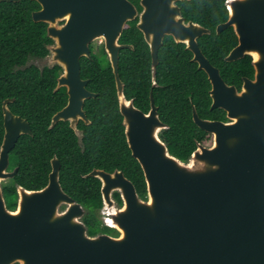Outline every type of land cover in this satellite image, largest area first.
<instances>
[{"label":"water","instance_id":"1","mask_svg":"<svg viewBox=\"0 0 264 264\" xmlns=\"http://www.w3.org/2000/svg\"><path fill=\"white\" fill-rule=\"evenodd\" d=\"M35 1L40 9L33 11V20L47 23V35L55 40L47 57L63 68L57 89L66 87L68 94L50 127L70 121L77 131L80 119L90 123L84 104L97 93L88 90V80L81 77V59L90 58L91 44L102 39L128 144L143 168L148 198L139 195L123 171L92 170L86 176L102 181V218L120 235H89L79 220L84 209L63 190L61 162L54 157L48 186L32 193L20 188V210L10 211L1 182L17 173L6 171L10 153L22 135H32V129L26 118L9 108L14 98H7L0 149V264H264V0H227L228 18L217 27L220 32L232 26L238 37L227 61L252 55L254 78L245 76L240 90L228 84L203 54L196 38L209 30L192 22L186 25L178 0H140L138 27L150 45L153 69L166 33L187 41L195 53L193 60L208 74L211 109H224L230 119L201 118L193 105L195 123L213 133V142L199 143L187 160L171 154L159 137L166 125L159 118L153 91L147 113L125 97L120 51L133 46L119 43V38L126 23L137 16L135 4ZM114 191L121 193V207L115 205ZM64 203L69 208L59 213Z\"/></svg>","mask_w":264,"mask_h":264},{"label":"trees","instance_id":"2","mask_svg":"<svg viewBox=\"0 0 264 264\" xmlns=\"http://www.w3.org/2000/svg\"><path fill=\"white\" fill-rule=\"evenodd\" d=\"M130 1L139 5L140 0ZM179 4L186 19L212 30L211 34L201 37L203 50L210 62L219 67L224 80L241 89L243 77L254 76L253 58L246 54L234 61L225 60L238 42L232 27L219 34L215 32V24L228 18L226 0H185ZM38 9L40 5L35 0L0 2V147L5 133L3 102L14 98L9 108L26 118L32 129V135H22L13 149L20 166L16 181L28 189L45 186L51 170L50 159L57 155L62 164L61 184L89 211L94 236L108 227L102 224L99 216L104 205L102 182L98 177H86V174L94 169L122 170L143 199L148 198V186L143 168L128 144L115 75L103 46L104 58L91 46V57L81 59V76L89 79L87 88L97 93L84 104L90 123L81 120L77 131L68 121L50 127L53 115L67 104L68 94L65 87L57 89L58 78L63 73L61 65L39 67L31 62L45 59L50 55L49 46L55 44L47 35L48 24L35 22L32 18L33 11ZM136 22L137 19L129 21L119 39L133 45L120 52L119 74L125 84V97L133 99L135 106L147 113L151 107L153 83L151 55ZM186 54L188 50L184 44L176 43L171 37L165 39L159 50L160 63L156 73L159 85L153 88L160 117L169 125L159 137L170 153L181 160H187L199 143L210 145L213 139L211 133L193 120V105L201 117L225 115L222 108L210 110V81ZM6 190L9 195V185ZM115 197L122 202L119 192ZM9 202L10 206L15 205L12 196Z\"/></svg>","mask_w":264,"mask_h":264},{"label":"flooded vegetation","instance_id":"3","mask_svg":"<svg viewBox=\"0 0 264 264\" xmlns=\"http://www.w3.org/2000/svg\"><path fill=\"white\" fill-rule=\"evenodd\" d=\"M182 1H185V0H178L177 2H176V4L180 7V10H181V16L184 18V23L186 24V25H188L190 22H192V23H194V24H196V25H199V26H201V27H203V28H206V29H208L209 30V32H207V33H203L202 35H199V36H197V38H196V41H197V44H198V46H199V48L201 49V51L203 52V54L209 59V57L205 54V52H204V50H203V45H202V42H201V37L203 36V35H205V34H211L212 33V30L209 28V27H207V26H205V25H203V24H201V23H199V22H197V21H194V20H191V19H186V17H184L183 16V14H182V8H181V6H180V4H179V2H182ZM227 1V0H226ZM227 4V3H226ZM136 7H137V16H136V18L135 19H137V22H136V26H137V28L139 29V27H138V22L140 21V14H141V12H142V10H143V8H142V6H141V4H140V1H139V5H135ZM227 20V19H226ZM225 20V21H226ZM225 21H221V22H218V23H216L215 24V32L217 33V34H219V33H221L223 30H225L227 27H232V26H227L226 28H224V29H222L220 32H217V27H218V25L219 24H221V23H223V22H225ZM62 22H64V21H62ZM62 22H60V25L62 24ZM129 22V21H128ZM127 22V23H128ZM126 23V24H127ZM233 28V27H232ZM124 30V29H123ZM141 32H142V34H143V37H144V33H143V31L141 30V29H139ZM233 30H234V28H233ZM235 32V31H234ZM123 33V32H122ZM236 34V33H235ZM122 35V34H121ZM168 37H171L176 43H182V44H184V46H185V49L186 50H188V54H186V56H189V59L193 62V63H195L196 64V68H197V70H200V71H204L205 73H206V71L204 70V69H202V68H199V63L197 62V61H194L193 60V58H194V56H195V53L190 49V48H188V43H187V41L186 42H182V41H176L175 39H174V37H173V35H171V34H165L164 35V37H163V43H164V41H165V39L166 38H168ZM120 39V38H119ZM144 39H145V37H144ZM237 39H238V37H237ZM99 40H102V39H99ZM55 41V40H54ZM98 41V40H97ZM145 41H146V39H145ZM102 42H103V40H102ZM147 42V41H146ZM119 43H121V44H128V43H122V42H120L119 41ZM163 43H162V45H163ZM238 43V42H237ZM147 44L149 45V43L147 42ZM129 45H131V44H129ZM162 45L160 46V48L162 47ZM91 46H92V44H91ZM91 46H90V50H91ZM102 46L104 47V42L102 43ZM133 46V45H132ZM235 47V46H234ZM93 48V47H92ZM127 48V47H126ZM130 48H133V47H130ZM149 48H150V45H149ZM160 48H159V50H160ZM94 49V48H93ZM104 50H105V48H104ZM122 50V49H121ZM159 50H158V63H157V66H156V68H155V70L153 69V67H152V55H151V49H150V55H151V69H152V79H153V83H152V88H151V90L153 91V88L154 87H156V86H158L159 84H158V82H157V80H156V73H157V67H158V65H159V63H160V58H159ZM232 50V49H231ZM230 50V51H231ZM95 51V50H94ZM229 51V52H230ZM105 52H106V50H105ZM121 52V51H120ZM228 52V53H229ZM106 55H107V52H106ZM228 55V54H227ZM226 55V56H227ZM225 56V57H226ZM107 57H108V55H107ZM226 60V59H225ZM210 61V60H209ZM215 66V65H214ZM219 68V67H218ZM220 70V69H219ZM254 73H255V71H254ZM207 74V73H206ZM222 76V75H221ZM82 77V76H81ZM207 77H208V74H207ZM247 77V76H246ZM244 78V77H243ZM250 78H254V76L253 77H250ZM84 79V78H83ZM209 79V78H208ZM88 80V82H89V79H87ZM88 84V83H87ZM211 84V83H210ZM229 84V83H228ZM242 84H243V82H242ZM233 85H235V84H233ZM66 88V87H65ZM238 88V87H237ZM241 88H242V86H241ZM88 89V88H87ZM210 89H211V87H210ZM210 89H209V94H210ZM239 89V88H238ZM89 90V89H88ZM240 90V89H239ZM66 92H67V88H66ZM153 96H154V94H153ZM211 96V95H210ZM154 100H155V98H154ZM156 103V102H155ZM150 104H151V91H150ZM211 104H212V97H211ZM157 105V107H158V112H159V105L158 104H156ZM151 108V107H150ZM213 109H215V108H213ZM213 109H211V105H210V110H213ZM149 112V111H148ZM199 114V113H198ZM200 116V115H199ZM201 117V116H200ZM159 118L161 119V117H160V112H159ZM201 118H204V119H210V120H221V121H230V119L227 117V112L225 111V115H219V117H213V116H210V117H201ZM194 120V119H193ZM81 121V119L79 120V122ZM84 121V120H83ZM161 121L166 125L164 128H162V129H160V131H159V133L163 130V129H166V128H168L169 127V125L165 122V121H163L162 119H161ZM69 123H70V121H68ZM79 122H78V124H79ZM210 133V132H209ZM81 133L79 132V135H80ZM212 134V136H213V133H211ZM4 139V138H3ZM161 139V138H160ZM19 140V139H18ZM3 143V142H2ZM17 144V143H16ZM2 145V144H1ZM0 149H1V147H0ZM54 157H57V155H54L51 159H50V162H51V170H50V172H49V174H48V183L45 185V186H43V187H41V188H33V189H28V188H26V187H24V186H22L21 184H19L17 181H16V176L18 175V173H19V168H20V166L19 165H17V162H16V157H15V155H14V152H13V150L11 151V153H10V162H9V166L7 167V169H6V171H9V172H13V171H15L16 169H17V173L13 176V177H11V178H9V179H6V180H3L2 182H1V187H2V192H3V196H4V198H5V201H6V205H7V208L10 210V211H12V212H17V211H19L20 210V188H23L24 190H26L27 192H29V193H32V192H37V191H41V190H44L47 186H48V184H49V180H50V173H51V171H52V160L54 159ZM58 158V157H57ZM59 159V158H58ZM60 160V159H59ZM61 162V161H60ZM61 166H62V164H61ZM116 170H119V169H116ZM115 170V171H116ZM60 171H61V169H60ZM122 171V170H121ZM108 172V171H107ZM110 173H113V172H110ZM87 175V174H86ZM85 175V176H86ZM86 177H89V176H86ZM101 180V179H100ZM132 181V180H131ZM60 182H61V180H60ZM102 182V181H101ZM133 182V181H132ZM7 185H9V195H8V191L6 190V187H7ZM61 186H62V184H61ZM16 187V188H15ZM62 188H63V186H62ZM101 189H102V186H101ZM63 190H64V188H63ZM16 192V194L15 195H13L15 192ZM65 191V190H64ZM72 199H74L75 200V202H77V203H79V204H81L82 205V207H83V209H84V213H83V215H82V217L79 219L80 221H82L84 224H85V228H86V232H87V234H89V235H92L91 234V229H92V221L90 220V218L88 219V215H89V211L84 207V205L81 203V202H79L75 197H73L72 195H70L67 191H65ZM101 192H102V190H101ZM117 192H119V191H114L113 192V199L115 200V205L116 206H118V207H121L120 205L122 204V202H123V199H122V197H121V199H122V202H118V200L116 199V197H115V194L117 193ZM120 193V192H119ZM121 194V193H120ZM11 196L13 197V199L15 200V205H12V206H10L11 204H10V202H9V200H10V198H11ZM88 198L90 199V195H88ZM9 203V204H8ZM69 208V204H67V203H64V204H61L60 206H59V213H64V212H66L67 211V209ZM101 210H102V208L100 209V211H99V216H100V219L102 220V224L104 225V226H106V227H108L107 228V230H105V231H102V232H99L97 235H99V234H109V235H111V236H113V237H118L119 235H120V231L119 230H117L116 228H114L113 226H111L110 224H108L107 222H105L104 221V219L102 218V212H101ZM14 264H22L21 262H15Z\"/></svg>","mask_w":264,"mask_h":264},{"label":"rangeland","instance_id":"4","mask_svg":"<svg viewBox=\"0 0 264 264\" xmlns=\"http://www.w3.org/2000/svg\"><path fill=\"white\" fill-rule=\"evenodd\" d=\"M102 41L101 40H96L92 43V47L94 48L96 54L102 58H104V56L102 55ZM35 64H37L39 67H43L45 65L47 66H51L53 64V61H52V58L51 56L45 58V59H39V60H33L31 61ZM212 142H213V139H212ZM212 144V143H211ZM210 144V145H211ZM209 144H207V146H210Z\"/></svg>","mask_w":264,"mask_h":264},{"label":"built area","instance_id":"5","mask_svg":"<svg viewBox=\"0 0 264 264\" xmlns=\"http://www.w3.org/2000/svg\"><path fill=\"white\" fill-rule=\"evenodd\" d=\"M102 41V40H101Z\"/></svg>","mask_w":264,"mask_h":264}]
</instances>
